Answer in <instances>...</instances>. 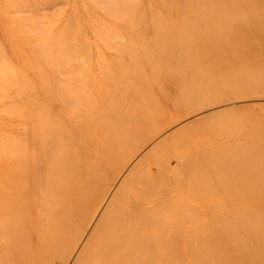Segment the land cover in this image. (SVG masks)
<instances>
[{
    "label": "bare ground",
    "instance_id": "6f19581e",
    "mask_svg": "<svg viewBox=\"0 0 264 264\" xmlns=\"http://www.w3.org/2000/svg\"><path fill=\"white\" fill-rule=\"evenodd\" d=\"M170 1L172 6L177 4L173 9L176 14H181L177 15L180 17L178 20L183 19L185 14L184 18L189 21L180 20L184 25L172 21L173 29L174 25L180 26L175 27L177 31L174 29L171 32L173 34L168 36L165 44L161 43L165 47L158 45L159 42L156 46L161 49L158 47L149 53L144 50L148 55L142 54V59H137L139 64L136 58L133 60L130 57L129 63L135 65L129 67L126 64L123 66L126 71L116 69V62L109 63L115 66L112 71L118 70L114 73L117 77L120 70L125 72V76L120 74L123 80H117L114 74H111L113 78L109 73L104 74L99 80L104 85L102 90H80L78 85L73 86L74 82L83 79L88 81V85L96 82L91 73L82 74L74 81L69 77L56 79L55 68L74 60L65 51L68 46L77 48L76 42L77 50L88 45L92 48L82 33H77L78 39L73 40L75 46L70 42L66 47V37L59 45V40L49 46L48 43L42 44L44 49L57 45L58 50H62V54L66 52L68 57H61V53L56 52L57 47H50L52 51L56 50L55 53H49V48L48 53L43 51L41 58L46 63L45 67L55 71V76L50 69L51 76L46 73L42 77L44 96H28L26 102L14 103L4 110L7 115L19 117V120L10 135L0 134V264H264V216H257L252 229L251 225L244 226L241 232L237 229L239 233L231 234L234 237L231 236L233 240H228L230 242H207L209 246L205 250L202 217L198 220V231L185 217L170 215L160 219L156 217V208L165 206L168 196L152 194L143 200L128 201L124 194L126 179L117 186L120 175L153 136V129L151 136L148 134L151 129L144 135L140 132L141 120H149L153 112L154 106L150 103L153 98L149 100L153 84L160 87L166 83L171 89L181 81L183 88L180 87L182 90L179 89V93H183L180 97L183 96L184 100L189 96L190 89L197 90L194 94L205 99L210 89L203 84L219 85L220 91L216 89L213 94L220 99L226 97L221 85L225 86L230 70L227 73L222 71L226 66L236 64V59L221 52H257L264 49V7L260 6L264 0ZM195 2L204 5L199 8L200 4L194 6ZM217 3L226 4L217 10L220 11L217 17L212 14L217 21H213L212 17L206 21L198 18L199 12L201 14L204 10H207L206 14L215 12L213 7ZM181 26H184L181 28L183 31ZM95 36L98 40L104 39L107 44L101 41L108 45V35L99 33ZM84 49L87 50V47ZM244 58L252 56L245 55ZM237 59L240 60V56ZM127 61L123 59L124 63ZM146 61L151 62H148L150 65ZM120 62L118 67H122ZM213 65L220 66L217 74ZM252 69L255 71L252 74L258 78L260 75L254 70L256 68ZM108 74L111 79H108ZM244 75L251 77V73ZM261 77L255 79L256 84L261 82ZM173 78L178 82H173ZM251 78L250 81H253ZM116 80L121 82L118 84ZM217 80L225 84H219ZM168 81L174 84H168ZM190 83H193L191 88ZM186 84L188 91L185 90L188 89ZM164 88H159L161 93L168 90V87L165 88L167 90ZM214 97L213 101H216ZM210 98L206 99L212 105ZM204 99L200 100L201 104L205 103ZM229 99L232 100L225 98ZM187 104L185 109L190 107ZM214 114H209V117ZM204 117L199 122L209 119ZM157 126L154 124L152 128L158 130ZM183 128L161 142L184 133ZM147 151L142 152L145 155H141L130 175L149 154ZM237 238L247 242H240Z\"/></svg>",
    "mask_w": 264,
    "mask_h": 264
},
{
    "label": "rangeland",
    "instance_id": "374dc122",
    "mask_svg": "<svg viewBox=\"0 0 264 264\" xmlns=\"http://www.w3.org/2000/svg\"><path fill=\"white\" fill-rule=\"evenodd\" d=\"M169 2L171 1L0 0V134L10 135L19 120V117L4 113L5 109L14 103L26 102L28 96L36 98L44 96L42 77L46 73L51 76L54 69L45 67L46 63L43 61V57L41 58L42 52L47 51L48 53L50 50L49 53H55L56 50L52 51L50 47L56 48L57 45H51L44 49L43 43H48L49 46L59 40V43L57 42L59 45L60 42H63L62 40L66 38L70 40L73 37L74 39L70 41L66 40V47L68 43L72 42L70 43L72 46L77 44V48H79L75 39L77 33H82L92 48L91 46L89 48L88 45L86 46L87 50L84 49L86 47L77 50L76 46H68L71 51H67L68 47L65 51L74 60L71 57L69 59L72 62L67 61V63L57 66L58 68L54 67L56 72L53 71L52 75L55 76V72V74L57 73L56 79L69 77L74 81L82 74L91 73V78L96 82L92 81L91 85H88V81L83 79L77 83L74 82L73 86L78 85L77 88L80 90L89 88H92L93 91L97 88L102 90L104 85H101L100 77L103 78L106 73L110 75L116 71L118 73V70L112 71L115 66L112 65V67L110 64L118 63L115 64L116 69H124L123 66L126 64L133 67L135 63H132L133 65L129 63L130 57V59L136 58L138 62L137 59L141 58L142 54L148 55L144 50L147 52L156 50L159 47L156 46L159 42L158 45L162 48L165 47L161 43L165 44V40H168V36L173 34L171 32H174L175 27L180 26L174 25L173 29L172 21H178L180 24L183 20V22L188 20L182 13L184 15H182L183 19H180V22L178 16L181 14H176L173 9L176 3L172 6ZM195 4H200V6L198 5L199 8L204 5L195 2L194 6ZM263 4L260 6L264 7ZM224 5L217 3L214 7L212 6L215 12L210 14V11L206 14L207 10H204L206 12H202L204 14L199 12L198 18L206 21L212 17L213 20L214 15L212 14H216L217 17V13L220 12L217 10ZM179 6L182 7V5ZM183 27L181 26L180 29ZM181 30L178 32L180 33ZM99 33L108 35L107 46L102 42L104 39L99 38L100 40H98L96 38L95 35ZM38 38L42 41H39ZM51 41L52 43H50ZM58 48L59 46L57 50ZM58 51L56 52H62V50ZM65 54L61 53L60 56L68 57ZM221 54L233 57L236 59V64L228 65L230 69L223 65L226 68L223 67L222 72L226 70L227 73L230 70L229 73L232 76L230 78L228 73L229 78L225 81L226 84L223 83L224 81L220 82L222 79L219 81L220 83L218 80L216 81L219 84H225V86L221 85V89L224 87L226 95L222 93L226 97L223 96L222 98V94L219 93L218 96L221 98L218 99L217 95L213 94L216 89L218 92L220 91V87H217L219 85L203 84L210 89L207 90L208 94L204 92L209 96L203 97L205 99L211 97L213 106L209 99V103L207 99V102L204 98L200 99L202 95L200 97L196 95L197 90H189L188 82L185 85V87L188 86V89L185 90H189L188 92L192 97L188 93L189 98L187 97L185 100L183 96L180 97L183 94L179 93L182 90L180 89V80L178 82L173 78L175 80L173 82L177 81L178 85L168 81V84L176 85V88L173 85L174 89H172L173 87L170 89V85L167 86L165 82H163L165 86L159 84L160 87L153 84L152 95L149 94L151 96L148 97L149 100L153 98L150 102L154 106L153 112L149 120H143V122L141 120L142 131L140 130L144 135L151 129V134L148 133L150 136L154 130V137L148 135L150 138H147L150 139V142L144 148L145 150H141L144 153L148 149L149 154L130 175V170L142 158L141 155H145L140 152L135 157L136 159L132 160L133 163L131 162V165L129 164L123 171L124 173L120 175V181L116 182L119 186L126 179L124 194L127 196L125 200L128 201L143 200L152 194L158 197L168 196L167 204L156 208V217H160V219L170 215L185 217L195 225L194 227L198 231L200 225L198 220L202 217L203 223L201 225L204 229L205 250L209 246L206 244L207 242L232 241L234 236L231 234L236 235L237 229L241 232L246 225H251L252 229L256 224L257 216H264V49L257 52L223 51ZM245 55L252 56V58H244ZM239 56L240 60L237 59ZM122 58L128 60V63H124ZM150 60L152 61V58ZM118 61L125 65L121 64L122 67H118L120 65ZM146 62L144 63L146 64ZM148 64L147 67H149ZM163 64L166 66L165 62ZM219 65L221 66L222 63ZM220 66L213 65L215 72ZM252 68H256L254 70L258 72V75H262L261 82L258 84L255 83V79H259L260 76L257 78ZM124 71L120 70V74L123 76H125ZM248 73H251V77L252 75L256 77L255 79L252 77L254 83H251L253 82L250 81L251 77L244 75H249ZM120 74L118 75L120 76ZM112 75L111 78H113ZM114 75H116L114 78L117 77V74ZM119 76L117 80H119L118 78L123 80V76L122 78ZM111 78L109 76L108 79ZM152 81L157 85L155 80ZM51 82L53 83L52 79ZM117 82L119 84L121 80ZM215 83L213 82V84ZM110 84L112 85L111 81ZM192 84L190 83V88ZM182 85L184 86V84ZM150 86L152 87V85ZM106 87L108 90V83H106ZM157 87H168L169 91L164 89L171 94L167 91L161 93ZM195 92L196 94H194ZM211 93L212 96H210ZM192 94L197 97L193 98ZM232 96L235 98L233 99ZM237 96L240 98H236ZM213 97L214 100H216L215 98L217 100L213 101ZM228 97L232 100H225ZM197 98L199 103L196 101ZM202 99L205 101L204 104L200 102ZM186 101H189L188 104ZM215 102L218 104L214 105ZM186 104L191 109L188 106H186L188 109H185ZM244 106H247L248 109ZM178 109L182 111L178 113ZM209 114H214V116L209 117ZM204 115L208 116L209 119L199 122L200 119L205 118ZM154 124L159 126H157L158 130L156 127L152 128ZM183 127H187V129ZM181 128L185 130H183L184 133L181 132L180 135L171 138L172 140L169 139L170 141L162 143L164 138L166 140V137L168 138L170 134L172 135ZM235 227L236 229H234ZM215 235H224V238ZM228 236L229 238H227ZM237 239L240 242H247L246 239ZM235 240L236 238H234Z\"/></svg>",
    "mask_w": 264,
    "mask_h": 264
}]
</instances>
